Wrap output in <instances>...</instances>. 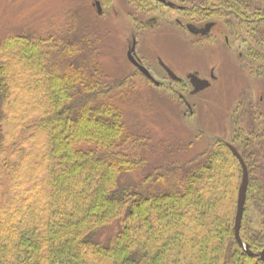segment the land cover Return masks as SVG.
<instances>
[{"label": "trees", "instance_id": "16d2710c", "mask_svg": "<svg viewBox=\"0 0 264 264\" xmlns=\"http://www.w3.org/2000/svg\"><path fill=\"white\" fill-rule=\"evenodd\" d=\"M201 7L246 35L264 77V1L196 0L189 9ZM79 40L0 41V264H264L233 238L241 171L224 142L181 166H155L139 188L128 182L145 162L125 149L130 136L111 100L123 82L97 80L93 47ZM236 111L230 144L247 167L255 217L244 218L240 238L256 255L264 250V104ZM7 120L14 126L4 136Z\"/></svg>", "mask_w": 264, "mask_h": 264}, {"label": "rangeland", "instance_id": "374dc122", "mask_svg": "<svg viewBox=\"0 0 264 264\" xmlns=\"http://www.w3.org/2000/svg\"><path fill=\"white\" fill-rule=\"evenodd\" d=\"M93 3V0H0V41L13 35L45 41L90 38L93 49L89 57L98 66L95 78L100 82H123L111 100L121 109L125 132L130 136L125 149L145 162L142 169L126 175L133 186L139 188L144 176L155 166H181L197 158L212 140L230 144L231 122L235 116L237 119L238 107L249 105L256 111L264 104V77L255 74V65H259L248 58L249 49L255 50V45L246 41L244 33L232 35L235 42H231V48L221 37L219 45L204 52L191 47L188 57L183 52V57L181 52L176 56L177 52L172 50L175 42L168 35L155 42L143 41L137 53L154 79L160 82L156 87L140 76L126 59L131 39L125 30L129 27L125 15L128 11L135 12L133 6L128 8L125 0H109V8L97 16ZM152 16L147 11L141 13L145 21ZM220 23L222 35L228 34L225 21ZM193 40L190 36V41ZM156 56L169 66L175 65L176 72L189 68L200 70L204 75L213 69L216 80L209 89L191 97L189 87L181 92L180 86L160 78ZM178 93L184 95L190 110L178 98ZM13 126L7 120L2 132L11 131ZM257 160L250 157L252 173L257 172ZM245 209L242 221L245 223L247 219L250 223L248 220L255 218L252 207L245 203ZM234 211L235 206L232 223Z\"/></svg>", "mask_w": 264, "mask_h": 264}, {"label": "flooded vegetation", "instance_id": "af4514ba", "mask_svg": "<svg viewBox=\"0 0 264 264\" xmlns=\"http://www.w3.org/2000/svg\"><path fill=\"white\" fill-rule=\"evenodd\" d=\"M93 1L99 2L101 8L100 15H97L96 7L93 6V4L92 6L95 8L96 15L102 16L104 10H106L108 7L109 0ZM195 1L196 0H164V2L162 3L158 0H125L128 8H130V6H133V9L135 10L134 13L128 11V13L125 15V19L129 24V27L127 29L125 28V30L130 34L131 39L130 46L128 45L126 49V56L128 50L133 47L134 58L139 62L140 65L144 66L149 71L148 67L145 65V62L138 55L137 48L142 45L143 41L148 40L155 42L157 38H162L164 35H168L167 37L171 39L173 43L175 42V46H172V50L177 52L176 56H179V53L181 52V57H183L182 52L186 57H188L191 47H195L197 50H200L202 52L211 49L219 45L221 37H223L224 44L227 47L231 48V42H235V39L232 37V35L234 34V30H231V28L227 27V25H224V28L228 34L222 35V24L220 23V21L210 17L211 15L209 13H205V8L201 7L200 13H191L188 5L189 3H193ZM201 2L206 3V0H201ZM146 4H148L150 7L145 6ZM146 7L148 8V10H150V13L153 14V16L150 17L148 21H145L141 18V13H143L144 10H147ZM233 19L235 20V15H233ZM188 25H192L200 31H205V28L208 25L211 26L206 33L200 32L198 34H191L187 29ZM190 36L194 38L192 42L190 41ZM79 39H83L87 43H90L92 45L91 40L88 36H82L80 38L74 39L73 41H75V44H78V42L80 41ZM155 61L157 67L159 68L158 72L159 74H161L160 78H164L174 85L180 86L179 89L181 90V92L185 90V87H189L190 89L188 90V94L191 97H195L206 90L205 89L198 93L192 94L193 87L190 84L189 78L191 74L196 75L201 80H207L209 82V87L207 89H209L211 87V84L216 80L213 69H210L208 71V74L204 75L201 74L200 70L190 71L189 68L180 70L181 72H176L174 70L175 65L169 66L167 63L163 62L159 56L155 57ZM162 64L175 75L176 79L173 80L172 78H170ZM255 67L257 68L258 66L255 65ZM133 68L140 76L144 77L135 67ZM255 74L259 76L258 73ZM145 79L153 84L152 81L148 80L147 78ZM157 83L159 85L156 87H159L161 84L159 81H157ZM177 96L183 102L185 107L190 110V105L185 100L184 95L182 93H178Z\"/></svg>", "mask_w": 264, "mask_h": 264}, {"label": "water", "instance_id": "95a60500", "mask_svg": "<svg viewBox=\"0 0 264 264\" xmlns=\"http://www.w3.org/2000/svg\"><path fill=\"white\" fill-rule=\"evenodd\" d=\"M158 1L162 3L164 2V0H158ZM93 6L96 7L97 15H100L101 8L99 5V2L95 1L93 3ZM210 26L211 25H208L205 28V31L203 30L204 32L200 31L199 29L195 28L192 25H188L187 29L189 30L191 34H198L200 32L206 33L209 30ZM133 53H134V50L132 47L127 52L128 62L133 67H135L145 78L152 81L155 86H158L159 84L157 83V81L153 79V77L150 75L149 71L145 67L139 64V62L134 58ZM163 67L165 71L167 72V74L170 76V78H172L173 80L176 79L175 75L170 70H168L164 65ZM189 78H190V84L193 87L192 94L203 91L209 87V82L207 80H201L194 74H191ZM226 147L229 150L230 154L233 156V158H235V160L238 162L240 170H241V178H240V183L237 188L236 201H235V211H234L233 228H232L233 238H234L235 243L239 246V248H241V250L247 256L249 257L257 256L262 261H264V250L255 255L253 252L249 250L248 245L244 244L240 238V228H241V223L243 219L244 208H245V203H246L247 188H248V171H247V167L243 159L241 158L237 150L229 144H226Z\"/></svg>", "mask_w": 264, "mask_h": 264}]
</instances>
